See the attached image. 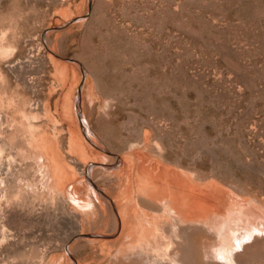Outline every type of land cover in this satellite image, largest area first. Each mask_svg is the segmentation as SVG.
Here are the masks:
<instances>
[{"label":"rangeland","instance_id":"obj_1","mask_svg":"<svg viewBox=\"0 0 264 264\" xmlns=\"http://www.w3.org/2000/svg\"><path fill=\"white\" fill-rule=\"evenodd\" d=\"M75 124L90 162L134 149L264 213V0H0V264H171L153 242L143 255L87 238L72 195L42 188L34 155L51 146L85 187ZM111 171L98 184L116 197ZM196 227L179 259L217 264ZM263 237L237 264H264Z\"/></svg>","mask_w":264,"mask_h":264},{"label":"bare ground","instance_id":"obj_2","mask_svg":"<svg viewBox=\"0 0 264 264\" xmlns=\"http://www.w3.org/2000/svg\"><path fill=\"white\" fill-rule=\"evenodd\" d=\"M18 112L23 122L30 120L25 112V114L22 111ZM18 122L16 126L21 127L22 124L20 121ZM75 126L70 140L77 156L83 157L80 160L84 165L86 179H84L85 187L82 186L83 184L81 185L82 190L76 185L75 172L63 162L64 159L58 154L57 148L51 146L46 151L48 154L46 155L41 148H38L39 142L34 139L35 136L32 134H29L28 143L35 149L38 148L40 152L43 151L40 155H34L39 164L37 171L40 175L42 188L50 194L65 195L67 192L72 195V200L76 203V206L73 207H76L84 215L85 224L90 230L87 238L96 239L102 242L100 244L114 245L120 252L123 250H128L131 253L136 251L143 255L149 252V249L152 248L150 244L153 242L155 251L165 252L160 254L167 256L171 264H182L183 259L180 260L178 257L180 232L198 226L202 227L207 234V240L203 239L206 241L204 250L200 251L201 254L204 253V257L213 259L217 264H237L235 259V256L238 255L237 247H240L242 251L257 237H263L264 213H261L260 209L258 210L261 200L260 204L257 203L258 206H256L252 202L254 197L247 196L252 200L236 199L227 193V189L223 188L219 182L213 180L206 181L203 185H201L202 183L197 184L191 173L177 172L172 168L160 165L151 158L144 164L147 158L146 154L133 151L134 149L126 159L125 156L112 155L100 148L107 158L105 162H109V164L94 163V160L90 162L92 159L87 160L85 156L87 158L86 154H89L91 148L97 146L96 142L92 136L90 138L88 135L89 131L87 134L83 128L81 129L77 124ZM22 127L25 129L24 125ZM27 128L33 129L30 123L27 124ZM149 142L151 143V141ZM47 162L49 167L45 164ZM118 167L119 169L115 170ZM109 170L112 171L107 175L112 178L117 187L116 197H110V193L107 194L108 192L98 184V178L103 177ZM68 185H70V189L66 191ZM235 196L237 195L235 194ZM238 196L241 198L240 195ZM104 245L101 247L103 248ZM152 253L151 255L155 257L154 251ZM120 255L123 256L122 253ZM220 260L226 263L220 262Z\"/></svg>","mask_w":264,"mask_h":264}]
</instances>
